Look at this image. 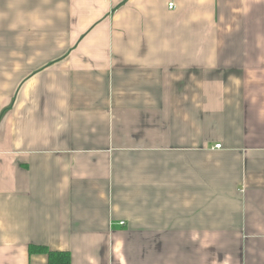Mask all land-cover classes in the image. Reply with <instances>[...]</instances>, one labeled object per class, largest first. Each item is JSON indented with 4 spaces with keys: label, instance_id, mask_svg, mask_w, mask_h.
I'll return each mask as SVG.
<instances>
[{
    "label": "crops",
    "instance_id": "crops-1",
    "mask_svg": "<svg viewBox=\"0 0 264 264\" xmlns=\"http://www.w3.org/2000/svg\"><path fill=\"white\" fill-rule=\"evenodd\" d=\"M30 249L264 264V0H0V264Z\"/></svg>",
    "mask_w": 264,
    "mask_h": 264
},
{
    "label": "trees",
    "instance_id": "trees-1",
    "mask_svg": "<svg viewBox=\"0 0 264 264\" xmlns=\"http://www.w3.org/2000/svg\"><path fill=\"white\" fill-rule=\"evenodd\" d=\"M30 252L47 254L49 264H71L70 255L66 253H50L45 249H30Z\"/></svg>",
    "mask_w": 264,
    "mask_h": 264
},
{
    "label": "built area",
    "instance_id": "built-area-1",
    "mask_svg": "<svg viewBox=\"0 0 264 264\" xmlns=\"http://www.w3.org/2000/svg\"><path fill=\"white\" fill-rule=\"evenodd\" d=\"M173 8H174L173 4H169V5H168V9H169V10H172ZM215 148H216V149H219V148H220V145L216 146Z\"/></svg>",
    "mask_w": 264,
    "mask_h": 264
}]
</instances>
